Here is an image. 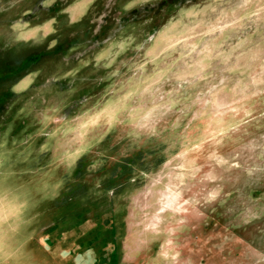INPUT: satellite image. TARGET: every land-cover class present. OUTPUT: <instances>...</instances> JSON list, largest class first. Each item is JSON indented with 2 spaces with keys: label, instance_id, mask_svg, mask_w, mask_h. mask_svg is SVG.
<instances>
[{
  "label": "rangeland",
  "instance_id": "1",
  "mask_svg": "<svg viewBox=\"0 0 264 264\" xmlns=\"http://www.w3.org/2000/svg\"><path fill=\"white\" fill-rule=\"evenodd\" d=\"M179 1L165 9L176 15L164 58H213L235 87L224 126L193 145L196 158L177 156L167 132L114 128L58 170L48 122L119 79L111 67L132 37L107 47L118 30L146 41L152 21L132 22L159 0H0V173L29 202L22 224L5 225L20 253L7 264H264V0Z\"/></svg>",
  "mask_w": 264,
  "mask_h": 264
},
{
  "label": "clouds",
  "instance_id": "2",
  "mask_svg": "<svg viewBox=\"0 0 264 264\" xmlns=\"http://www.w3.org/2000/svg\"><path fill=\"white\" fill-rule=\"evenodd\" d=\"M174 7L175 0H159L140 9L141 15L132 23L144 25L152 21L144 29L149 34L146 41L137 42L136 30L125 24V28L131 30L122 38L118 30L112 38L113 43L107 47H111L114 54L120 51L119 43L132 37L131 43L116 56L111 67L112 72L119 69L115 75L119 79L101 84L92 93L99 99L84 111L78 110L85 103L86 92L76 98L72 108H62L56 113L58 123L48 122L46 132L58 129L49 139L53 142V162L58 170L71 169L76 164V160L70 161L66 154L75 153L82 147L85 149L101 132L109 133L114 128L158 137L167 132L168 139L179 149L177 156L187 151L189 157L196 158L191 151L193 145L202 141L204 145L209 144L207 137L224 126L222 105L235 87H228V77L214 74L213 58L209 55L195 65L186 63L180 66L178 62L164 58L171 38L160 34L176 15L174 11L165 15V9ZM110 34L111 29L97 39L109 40ZM145 43L150 47H143ZM68 112L78 114L69 116ZM91 119L95 120L94 124L88 123ZM86 123L88 127L81 139L82 125ZM28 209L29 202L14 176L0 173V264L19 260L20 253L10 251V237L5 225L22 224Z\"/></svg>",
  "mask_w": 264,
  "mask_h": 264
},
{
  "label": "flooded vegetation",
  "instance_id": "3",
  "mask_svg": "<svg viewBox=\"0 0 264 264\" xmlns=\"http://www.w3.org/2000/svg\"><path fill=\"white\" fill-rule=\"evenodd\" d=\"M184 1H186V0H180L179 3L181 4V3H183Z\"/></svg>",
  "mask_w": 264,
  "mask_h": 264
}]
</instances>
